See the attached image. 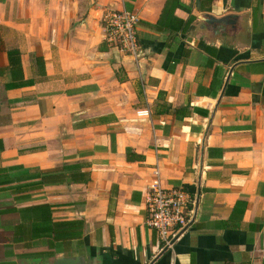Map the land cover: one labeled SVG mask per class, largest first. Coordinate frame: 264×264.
Instances as JSON below:
<instances>
[{"label":"crops","instance_id":"crops-1","mask_svg":"<svg viewBox=\"0 0 264 264\" xmlns=\"http://www.w3.org/2000/svg\"><path fill=\"white\" fill-rule=\"evenodd\" d=\"M122 10L139 59L107 40ZM156 169L193 199L169 250ZM75 257L264 264V0H0V264Z\"/></svg>","mask_w":264,"mask_h":264},{"label":"built area","instance_id":"built-area-1","mask_svg":"<svg viewBox=\"0 0 264 264\" xmlns=\"http://www.w3.org/2000/svg\"><path fill=\"white\" fill-rule=\"evenodd\" d=\"M107 40L120 52L141 58L138 37L139 15L122 10L112 11L105 18ZM193 199L183 188L165 189L161 184L160 171L155 170L146 198L147 224L160 242L161 250L173 249L185 235L194 220Z\"/></svg>","mask_w":264,"mask_h":264},{"label":"water","instance_id":"water-1","mask_svg":"<svg viewBox=\"0 0 264 264\" xmlns=\"http://www.w3.org/2000/svg\"><path fill=\"white\" fill-rule=\"evenodd\" d=\"M224 19L222 22H225ZM53 264H98L95 259L88 257H75V258H59Z\"/></svg>","mask_w":264,"mask_h":264},{"label":"trees","instance_id":"trees-1","mask_svg":"<svg viewBox=\"0 0 264 264\" xmlns=\"http://www.w3.org/2000/svg\"><path fill=\"white\" fill-rule=\"evenodd\" d=\"M14 55H17L18 57L20 56V54H19V52H17V51H11L10 53H9V57L11 58V61H12V57L14 56ZM48 175H45V178H50V180L48 181V180H46L45 179V181L44 182H51L52 180V177H51V175H49V177H47Z\"/></svg>","mask_w":264,"mask_h":264}]
</instances>
